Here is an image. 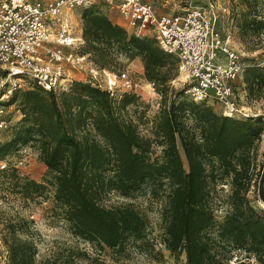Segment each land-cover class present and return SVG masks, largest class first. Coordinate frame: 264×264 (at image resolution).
<instances>
[{"label":"trees","instance_id":"obj_1","mask_svg":"<svg viewBox=\"0 0 264 264\" xmlns=\"http://www.w3.org/2000/svg\"><path fill=\"white\" fill-rule=\"evenodd\" d=\"M236 2L241 7L240 31L258 30L260 0ZM79 18V55L86 54L97 69L115 64L118 55L141 60L144 79L160 95L154 139L140 135L132 122L115 113L116 107L132 101L129 93L113 100L104 89L82 81L72 80L67 90L56 92L32 84L14 91L7 102L16 106L21 117L11 138L0 143V159L12 147H34L53 173L49 182L53 199L64 206L72 233L99 247L120 251L130 236L142 237L147 225L145 216L129 205L104 207L99 203L102 195L114 191L129 196L149 184L155 199L163 186L166 189L161 190L165 200L159 244L170 254L182 253L183 264H229L233 250L252 253L258 264H264V218L246 197L254 175L252 151L264 129L261 117L217 114L206 104L192 102L182 88L173 89L169 82L176 75L175 57L162 51L153 38L129 34L95 3L83 7ZM241 85L247 99L262 97L264 63L245 65ZM153 145L160 147L161 154L150 160ZM211 159L217 160L223 175L230 176V210L217 224L218 238L230 245L227 257L214 248L217 240L208 234L216 225L208 190V177L214 173L205 167ZM19 187L24 197L40 195L44 188L32 180L22 181ZM255 192L264 203V160ZM7 229L2 235L6 264H37L32 241L18 238L12 223Z\"/></svg>","mask_w":264,"mask_h":264},{"label":"rangeland","instance_id":"obj_2","mask_svg":"<svg viewBox=\"0 0 264 264\" xmlns=\"http://www.w3.org/2000/svg\"><path fill=\"white\" fill-rule=\"evenodd\" d=\"M152 5L157 14L172 15L194 6L208 7L212 5V27L226 41L227 45L236 52L243 65H261L264 63V0L259 3V15L257 19L262 21L261 27L254 31L242 33L239 29V15L241 7L236 0H145ZM99 10L105 13L113 22L117 19L124 21L119 16L116 4H107L103 1L95 3ZM85 6H75L66 13L68 20L77 21L78 15ZM73 22V23H72ZM129 34L130 31L126 30ZM146 37L152 38L151 32ZM49 46L59 49L61 52L79 54L81 43L72 46H61L51 43ZM87 61L89 58L87 57ZM66 72L72 80L87 82L96 81L104 85L106 75L97 70L94 77L89 71L90 66L83 63L81 68L65 65ZM106 71H126L136 87L128 95L132 101L123 108H115L118 118L130 121L136 126L137 132L154 139L153 131L156 116L160 106V95L153 85L144 79L143 65L137 57L127 60L118 55L115 64H111ZM238 82V81H237ZM169 85L176 91L181 87V82L175 79ZM234 98L238 105L247 108L248 111L257 113L264 125V95L258 99H247L242 85L235 87ZM209 106L215 113L222 114V107L214 101L208 100ZM21 114L13 104L3 114L6 127L2 132V141H8L12 136V129L19 121ZM90 134L94 132L90 130ZM97 140L99 137L94 135ZM178 153L183 162L184 157L181 147L178 145ZM255 167L249 190L246 193L249 205L264 218V203L257 197L255 184L259 172V166L264 160V129L253 148ZM160 147L153 145L149 153L150 160L160 157ZM7 160L8 168L0 171V254L6 248L2 242V235L8 231L7 224H14L15 235L20 239H29L35 246V261L37 264H46L48 260H54L56 264H183V255L170 254L162 244H159L161 227V206L165 200L161 190L159 197L153 198L150 194L151 185L145 184L139 190L129 196H121L114 191L102 195L99 203L104 207H116L129 205L138 210L147 220L143 230V236L133 238L130 236L123 244L120 251L109 249L105 246H97L81 237L74 235L68 221L64 218V206L53 199L52 181L53 173L48 171L38 158L37 150L28 145L12 147L3 155ZM21 164L15 167L16 162ZM209 172L212 168L214 177H208L209 204L212 208L216 225L208 230V234L214 237V248L228 256L227 249L230 245L224 238H218V223L230 210L228 195L230 193V176L222 174L216 159H211L205 165ZM24 180H32L44 186L40 195L24 197L20 189V183ZM161 193V194H160ZM24 221V222H21ZM78 251L84 253H72ZM254 264H258L255 260Z\"/></svg>","mask_w":264,"mask_h":264},{"label":"built area","instance_id":"obj_3","mask_svg":"<svg viewBox=\"0 0 264 264\" xmlns=\"http://www.w3.org/2000/svg\"><path fill=\"white\" fill-rule=\"evenodd\" d=\"M103 1L116 4L125 29L135 36L151 32L156 45L175 59V79L181 82L184 94L196 104L214 101L225 116L245 119L257 113L238 105L235 87L241 85L244 69L238 55L212 27V5L194 6L172 14H157L145 0H0V143L6 127L3 114L12 104L7 103L14 91L34 84L46 91L67 90L72 79L65 65L106 75L104 85L87 81L104 89L117 100L130 93L136 84L126 71L97 69L87 55L61 52L49 46L55 43L72 46L81 43L66 12L75 6ZM238 81V82H237ZM21 164L16 162L15 167ZM8 168L6 158L0 159V171ZM6 251L0 254V264H6ZM252 253L233 250L229 264H253Z\"/></svg>","mask_w":264,"mask_h":264},{"label":"crops","instance_id":"obj_4","mask_svg":"<svg viewBox=\"0 0 264 264\" xmlns=\"http://www.w3.org/2000/svg\"><path fill=\"white\" fill-rule=\"evenodd\" d=\"M66 13H68V11L66 12ZM73 23V22H72ZM115 23H117V24H119V25H121V26H123L124 28H125V24L121 21V20H119V19H117L116 21H115ZM74 25H73V27H74V34H75V36L77 37V38H80V33H81V22H80V18H79V15H78V18H77V21L76 22H74L73 23ZM81 39V38H80ZM169 253V252H168ZM184 260V259H183ZM255 263V262H254ZM253 263V264H254Z\"/></svg>","mask_w":264,"mask_h":264}]
</instances>
